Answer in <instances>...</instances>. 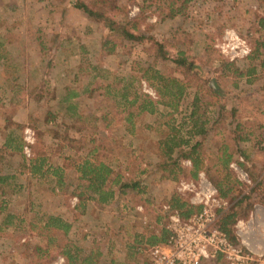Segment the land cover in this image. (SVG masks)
<instances>
[{
	"label": "trees",
	"instance_id": "obj_1",
	"mask_svg": "<svg viewBox=\"0 0 264 264\" xmlns=\"http://www.w3.org/2000/svg\"><path fill=\"white\" fill-rule=\"evenodd\" d=\"M144 1L155 7L159 21H163L184 15L187 3L191 0ZM255 2L263 15L258 16L256 20L257 31L264 32V0ZM67 3L85 18L100 24L102 31L98 46L99 55L126 56L135 45L147 43L152 46V51L149 47L145 49L149 63L131 61L130 70L133 75L128 74L124 81L120 78L121 80H117L113 85L95 86L91 92L103 90L98 99L93 101V110L99 112V120L104 123L105 130L110 131L111 122L117 121L115 124L122 122L123 131L129 136L141 134V129L156 133L155 144L151 149L153 169L139 170L138 167L129 166L123 169L114 168L107 151L108 139H97L92 136V132V135L71 136L59 133L55 136L54 146L50 149L51 154L60 161L55 165L51 162L50 154L43 150L40 143L42 133L34 127L33 122L24 126L7 122L5 119L3 130H6V133L0 145V154L15 153L23 157L25 142L22 136L11 129L12 125L17 132H22L25 128L31 130L35 143L31 147L32 155L24 160L22 158L16 175H0V229L11 226L14 219L5 212V208L8 195L22 189L21 185L15 183V176L25 175L29 180L45 182L51 187V192L62 191L65 187L63 173L70 169L76 175V184L71 195L76 197L78 207L91 203L95 209L102 210L106 206H118V203L122 202V208L132 213L140 204L142 211L133 212V224L134 228H141L142 232H136L132 236L126 234L125 255L122 262L116 263L113 258L107 259V256L100 252L95 238L89 240L90 246L83 247L77 244L79 240L77 242L70 238V222L58 215L42 213L35 223L30 222L27 225L30 234L39 241V244L31 249L32 259L29 264H49L56 257H60L63 264H130L141 249L143 251L146 246L164 243L168 236L163 226L158 227L163 221L164 225L166 219V213L160 208L162 204L155 208L148 199L142 200L140 197L145 194L147 188L144 181L141 182L140 176L150 171L153 176L156 175L153 182H177L180 178L195 181L198 174L202 173L216 191L217 197L230 203L228 209L218 213L217 224L228 239L234 242L232 225L236 219L248 216L252 202L264 205V169L260 175H254L257 170L254 166L247 165L249 159L240 143L259 145L264 141V134L263 128L255 121H240L234 118L233 108L224 110V105L219 103V97L224 95L220 82L228 78L231 86L236 88L240 80L251 85L262 78L264 39L260 37L250 42L249 52L244 57L243 64L240 62L241 66L238 67L231 61H222L215 81L213 77H206L203 63H195L187 56L186 50L176 49L174 57L168 56L164 44L148 34L153 25L146 22L144 3L131 18L127 17L126 8L118 0H68ZM178 37L176 29L172 38L183 47L185 41ZM166 61L173 65L169 72L164 68L158 69V64ZM91 68L95 69L94 66ZM173 72L178 76L173 75ZM142 81L153 90L155 99L140 92L139 85ZM262 86L264 88V83ZM188 91L190 92L187 93ZM187 95L191 97L189 113L176 124L174 114L179 103ZM23 96L21 92L22 99ZM77 97L76 89L67 87L58 97L60 99L55 114L62 113L70 120L65 128L74 127L82 119L75 102ZM29 98L35 104L39 103L38 96L29 94ZM211 109L214 110V117L209 120L205 114ZM146 116L153 117L150 125L140 121L141 117ZM28 118H32L31 115H28ZM55 118L54 113L47 111L43 123L49 124L55 121ZM206 145L209 146L207 149ZM231 162L246 175L252 186L234 177L229 168ZM244 189H247V192ZM255 191L256 199L251 196ZM164 203L183 219L199 209L175 193ZM87 236L90 234H83L81 239L84 240Z\"/></svg>",
	"mask_w": 264,
	"mask_h": 264
},
{
	"label": "rangeland",
	"instance_id": "obj_2",
	"mask_svg": "<svg viewBox=\"0 0 264 264\" xmlns=\"http://www.w3.org/2000/svg\"><path fill=\"white\" fill-rule=\"evenodd\" d=\"M67 2L68 0H0V145L6 133V130H3L6 125L5 119L7 122L24 126L33 122L34 127L42 133L40 143L43 150L50 154L53 164L60 163L50 152L55 143L54 137L59 133L74 136L75 133L79 134L83 127L80 124L78 127L75 125L72 128L69 126L65 128V125L70 123L69 119L62 113L55 114L60 99L58 97L62 89L67 87L80 92L77 102L83 118L82 123L86 126L85 129L83 127V131L87 134L92 131L98 139L108 137L110 140L111 145L110 143L107 145L109 155L116 161L112 164L114 168L123 169L129 166L138 167L139 170L153 169L154 159L151 149L155 144V132L141 129V134H136L132 138L124 135L121 127H116L117 124H115L116 126L114 125L107 133L101 123L97 124L91 119L93 101L95 98L98 99V95L103 91L100 89L92 93L91 89L93 90L95 86L113 85L120 78L124 81L125 77L128 78V74H132L131 61L141 64L149 63L145 49L149 47L152 51V46L147 43L135 45L126 56L99 55L98 46L102 31L100 24L85 18ZM118 2L126 8L129 18L136 15L139 6H143L144 3L146 22L153 25L148 34L164 44L168 56L174 57L176 49L186 50L187 56L195 63H203L206 77L208 79L213 77L215 81H217L222 61H231L236 66H241L240 62L243 64V59L249 52L250 42L260 37L264 39V32L257 31L256 20L258 16L263 15L255 0H191L187 3L184 15L163 21H159L158 11L149 2L144 0H118ZM176 29H178V38L185 41L184 46L182 45L184 48L172 38V33ZM225 32H231L236 39L229 35L225 36ZM236 40L242 41L247 50L242 57H237L240 52L238 47H235L238 44V42L235 44ZM230 45L234 48L231 49ZM204 47L207 48L204 49ZM222 49L225 51L221 52ZM230 57L233 59L230 60ZM91 66L95 69L92 70ZM162 68L169 72L173 69V65L168 61L161 62L158 64V69ZM94 75L98 76L94 77ZM173 75L178 76L174 72ZM141 83H144V88L149 89L151 94L143 91ZM263 83L264 76L251 85L240 80L236 88H233L227 78L220 82V89L224 95L219 97V103L224 105L226 111L233 108L234 118L240 121L248 119L255 121L263 128L264 134ZM139 90L155 99L153 90L144 81L140 82ZM21 92L24 94L23 99ZM29 94L38 96L39 103L35 104L29 98ZM190 101L191 97L187 95L179 103L177 112L174 114L176 124L179 123L180 118L188 115ZM159 109L162 110L161 107ZM47 111L56 115L55 121L49 124L43 123ZM213 111L211 109L206 112L207 119L212 120ZM28 115L32 118L29 119ZM152 120V116L140 118L145 125H150ZM11 129L22 137L31 136L30 133H24V130L17 132L14 125ZM32 138V143L27 145L28 156L23 154V157H20L15 153L0 154L2 157L0 175L17 174L22 158L24 160L32 155L31 147L35 143L33 134ZM240 146L249 159L247 165L255 167L257 170L255 176L260 175L264 169V149H261L264 147V141L259 145L240 143ZM208 147L206 145V149ZM230 165H233V168ZM230 165L229 168L234 177L250 186L251 183L246 175L233 162ZM184 166L188 165L184 164ZM243 175L245 177H242ZM140 177L141 182L144 181L147 186L146 195L143 194L141 198L148 199L155 208L165 204V200L172 193L186 199L189 203L193 194L187 190L179 191L180 183H192L193 188L190 190L194 189L196 192L203 191L207 186V183L204 180H198V177L195 181L180 178L177 182H153L156 175L153 176L150 171ZM75 179L76 175L72 170H65L63 173L65 187L62 191L51 192V187L45 182L29 180L25 175L15 176V183L21 185L22 189L6 198L5 212L12 215L14 219L11 226L0 229V264H29L32 259L31 249L39 244V241L30 234L27 225L30 222L35 223L42 213L58 215L70 222V238L73 241L79 240L77 244L83 247L90 246V239L99 240L100 238L103 244L98 242L97 246L101 248L102 253L105 251L107 259L110 258L107 254V243L111 241L110 243H114L111 248L113 259L119 263L121 258L118 257L123 251L121 253V243L113 237L117 226L122 225L123 230L127 232L140 233L142 229L134 228V222L129 223L126 217L122 219V222L111 219L117 205L111 204L99 211L91 203H84L78 207L76 197L71 195L72 188L76 184ZM244 191L247 192V189ZM251 196L256 199L257 191ZM118 205L123 206V203L119 202ZM190 205L198 207L194 204ZM229 206L230 203L226 201V206L217 212V216ZM237 221L245 223L246 234L243 238L250 246L259 244L264 251V205L252 202L248 216L236 219L233 223V235V226ZM163 222H160L158 227H162ZM115 223L116 227H114ZM83 234H90V236L83 240L81 239ZM144 251L145 248L130 264H149ZM58 259L60 257H56L49 264H59ZM207 264L224 263L218 259Z\"/></svg>",
	"mask_w": 264,
	"mask_h": 264
},
{
	"label": "built area",
	"instance_id": "obj_3",
	"mask_svg": "<svg viewBox=\"0 0 264 264\" xmlns=\"http://www.w3.org/2000/svg\"><path fill=\"white\" fill-rule=\"evenodd\" d=\"M227 35L235 38L231 32H225V36ZM237 42L235 47H238L240 52L237 57H242L247 50L242 41L236 40L235 44ZM224 51V49L221 50V52ZM231 59L233 57H230ZM141 86L143 91L150 93L149 89L144 88V83H141ZM24 133L31 134V136L23 137L26 143L23 154L28 156L27 145L32 143V132L25 129ZM230 167L233 168V165ZM197 177L198 180H204L207 183L203 191L190 190L193 188L192 183H180L178 189L192 192L193 196L189 203L199 207L196 212L183 219L176 211H171L167 204L160 206L162 212L166 213L163 229L168 236L164 243H157L145 249L149 264H207L218 259L224 264H264V251L259 244L250 246L243 238L246 234L245 223L237 221L233 226L234 242H231L219 229L217 212L226 206V201L217 197L216 191L205 180L202 173H199ZM135 211L140 212L141 208L136 207ZM58 260L59 264L63 263L62 259Z\"/></svg>",
	"mask_w": 264,
	"mask_h": 264
},
{
	"label": "crops",
	"instance_id": "obj_4",
	"mask_svg": "<svg viewBox=\"0 0 264 264\" xmlns=\"http://www.w3.org/2000/svg\"><path fill=\"white\" fill-rule=\"evenodd\" d=\"M65 88V87H64ZM63 90V89H62ZM60 94H62V92L60 93ZM79 97H80V92H78V97L75 99V102L77 103V110H79V107H78V102H77V100L79 99ZM92 113H91V119L95 122V123H101L102 125H103V128L105 129V126H104V123H102L100 120H99V112L97 111V110H92L91 111ZM79 116H81V114H80V111H79ZM70 121V120H69ZM80 121H81V123H80ZM78 123H76L75 125L78 127L80 124H82V126L84 127V129L86 128V126L82 123V121H83V118L80 120ZM113 121V120H112ZM117 121H114V122H111V124H112V127H114V125H115V123H116ZM96 125V124H95ZM116 126V125H115ZM121 127V129L123 130V123L122 122H119V123H117V126L116 127ZM83 127H81V129H82V131L79 133V134H76L75 133V135L74 136H78V135H90L91 134V132H88V134H87V132L85 133L84 131H83ZM88 129H89V127H88ZM87 129V130H88ZM76 131V130H75ZM111 131V130H110ZM110 131H107L106 130V132L108 133V132H110ZM123 134L124 135H126V136H129V135H127L124 131H123ZM92 135V134H91ZM92 136H95V134L94 135H92ZM136 135H133V136H131L132 138L133 137H135ZM96 137V136H95ZM97 138V137H96ZM104 138V137H103ZM107 139H108V137H106ZM98 139V138H97ZM107 143L109 144L110 143V140L108 139V141H107ZM112 144H113V142H112ZM109 145H111V143L109 144ZM107 151H108V149H107ZM108 154H109V152H108ZM111 159H112V161H111V164H114V162H116L115 160H113V158L111 157ZM147 190V189H146ZM144 195H146V194H144ZM140 197H142L143 198V196H140ZM123 206H121V205H118L117 206V209H116V211L115 212H113V214L111 215V219H113L114 221H118V220H120L121 222H122V219L123 218H128L129 219V223H132V222H134L135 220V218H134V211L132 212V213H128L127 212V210H125V209H123L122 208ZM136 207H140L141 208V206H140V204L138 205V206H136ZM135 207V208H136ZM99 211V210H98ZM141 211H142V209H141ZM136 212V211H135ZM114 227H116V223H115V225H114ZM113 228V227H112ZM118 228V229H117ZM117 228H116V231H115V233H113V237H115V240L119 243H121V247H122V250H121V253H122V251H123V253L120 255V257H118V258H121L120 260H119V262H122V260H123V257H124V255H125V242H126V234L128 233V234H131V236L133 235V234H135L136 233V231H134V232H125L124 230H122L123 229V227H122V225H118L117 226ZM112 230V229H111ZM96 242L98 243V242H101L100 241V238H99V240L98 239H96ZM111 242V241H110ZM107 243V248H108V253H107V251H106V253L109 255V257L110 258H113V256H112V253H111V248H113V244L112 243ZM101 244H103L102 242H101ZM111 246V247H110ZM148 246H146L145 247V249L147 248ZM101 249V248H100ZM99 249V250H100ZM141 252H142V249L140 250ZM100 252L102 253V251L100 250ZM103 254H105V251L103 252ZM117 258V257H116Z\"/></svg>",
	"mask_w": 264,
	"mask_h": 264
}]
</instances>
